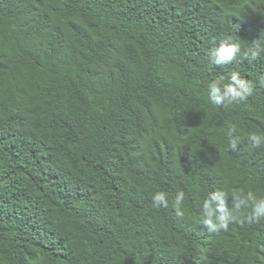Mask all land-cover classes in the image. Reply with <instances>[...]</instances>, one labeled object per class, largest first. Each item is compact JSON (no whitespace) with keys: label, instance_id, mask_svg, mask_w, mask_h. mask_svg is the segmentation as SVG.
<instances>
[{"label":"trees","instance_id":"16d2710c","mask_svg":"<svg viewBox=\"0 0 264 264\" xmlns=\"http://www.w3.org/2000/svg\"><path fill=\"white\" fill-rule=\"evenodd\" d=\"M226 37L264 44V0H0V264H264L235 208L264 198V54L210 64ZM233 72L252 95L213 104Z\"/></svg>","mask_w":264,"mask_h":264},{"label":"clouds","instance_id":"9594fccd","mask_svg":"<svg viewBox=\"0 0 264 264\" xmlns=\"http://www.w3.org/2000/svg\"><path fill=\"white\" fill-rule=\"evenodd\" d=\"M264 54V44L255 42L246 50L242 51L239 41L234 40L232 37H226L220 41L219 46L214 47L208 54V60L210 64L215 66H223L231 64L241 55L245 59L255 60ZM264 83V81H262ZM253 84L251 81L241 77L238 72H233L230 77L229 83H222L221 81H212L208 85V98L215 105H223L227 107L229 104L241 103L252 95ZM250 140L256 145L260 146L264 144V136L252 134ZM153 205L160 207L163 205L167 207L168 200L163 192L156 193L153 197ZM184 193L177 194L175 203L177 207L183 202ZM248 201L252 202V215L249 216V221L261 217H264V198L257 199L251 193H249L246 200H239L236 203L235 208L238 210ZM205 215L204 225L211 231H219L220 229H227L230 219H236L235 216L228 214L227 218L223 216H217L216 212L211 207V201L206 200L204 203ZM178 215H182L181 212H177Z\"/></svg>","mask_w":264,"mask_h":264}]
</instances>
